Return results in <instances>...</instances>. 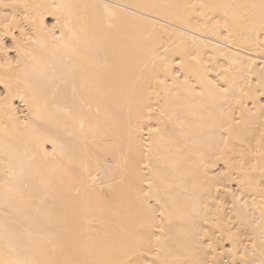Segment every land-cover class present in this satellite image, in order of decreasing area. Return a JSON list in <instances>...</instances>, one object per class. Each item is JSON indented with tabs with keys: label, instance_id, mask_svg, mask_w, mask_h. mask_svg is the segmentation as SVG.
I'll list each match as a JSON object with an SVG mask.
<instances>
[{
	"label": "bare ground",
	"instance_id": "obj_1",
	"mask_svg": "<svg viewBox=\"0 0 264 264\" xmlns=\"http://www.w3.org/2000/svg\"><path fill=\"white\" fill-rule=\"evenodd\" d=\"M28 2L87 5V8L71 10L73 27L81 40L87 39L93 48H100L102 62L81 59L79 63L84 65L86 72L73 81L66 72L61 71L65 51L47 33L42 37L47 42L46 49L32 46L22 57L24 63L29 65V74H21L19 80H11V91L29 97L42 93L49 100L52 116L49 118L48 112H44V118L36 122L37 129L33 131L31 127L24 128L16 123L26 118L30 123L34 120L31 111L19 98L10 102L16 111L5 114L0 107V252L6 245H11L21 258H30L40 248L50 251L49 241H54L58 249H62L61 258L88 262L105 258L107 245L128 241L138 233L150 241L153 251L156 247L160 248L162 260L174 264L177 259L188 261L194 258L191 253L192 240L203 238L207 245L208 237L204 235V229H208L209 235L215 233L212 235L214 246L222 245L215 253L219 264H241L239 255L227 252L232 247L227 236L230 229L236 235L240 252H244V245L248 246L246 259L249 264H260L264 254L260 229L255 226L259 211L252 209L245 218L238 219L234 214L236 209L232 207L234 201L231 195L217 193L214 188L208 191L209 185L220 178L219 173L225 167L222 162L216 161L219 154L216 145L222 144L221 136L228 135L222 131V124L227 126L230 121L234 130L228 157L235 161L259 159L255 153L261 147L260 141L264 135V96L260 95L262 89L259 87V82L264 78V56H261L258 41L244 19L246 15H251L252 10L238 6L259 4L260 0ZM145 4L175 7H136ZM192 4L234 6L228 9L230 15L236 16L235 45L231 50H227L226 46L218 48L217 45L224 42L215 40L203 30L204 23H222L225 19L223 12L197 8L193 13L190 8L182 7ZM104 5H108V12L114 15L109 17ZM41 11L48 13L53 10L45 8ZM3 12L8 13L10 9L0 8V13ZM59 15L62 22L69 19L66 9ZM183 19L190 23H181ZM55 22L53 15H44L46 27ZM197 27L202 31H196ZM84 29L87 30L86 34ZM180 30L188 35L180 36ZM60 31L58 28L57 36ZM64 33L67 39V29H64ZM261 39H264V34ZM181 40L189 52L199 49L202 65L209 69L206 73L194 66L188 57H184V60L190 67L187 70L178 67L181 57L173 54V46ZM200 40L212 43L205 46L199 43ZM11 43L10 38H5L6 47H10ZM72 43L75 44V41ZM165 48L170 51L165 53ZM80 51L83 54V49ZM153 52L168 56L171 60L168 70L159 66L153 70L151 66H146ZM29 55H34L36 60H29ZM2 56L0 53V63L3 62ZM8 57L15 61L16 53H8ZM73 60L75 63L76 58L73 57ZM222 67L230 68V71L222 73ZM31 69H35V72ZM179 71H185L196 92L201 91L203 83L204 95H195L179 82L174 83V74ZM217 73L228 76L227 94L214 90L210 94L211 85L202 80L205 75L210 81L218 80ZM155 77L165 79L170 89L157 85ZM183 79L184 75L180 77L181 81ZM73 83L75 92L72 90ZM150 88L157 89L159 95L151 93ZM3 91V84L0 83V93ZM237 99L241 103L237 104ZM53 104L67 111L55 110L51 108ZM148 104L162 110L165 116L161 117L160 111L149 114L146 108ZM149 115L153 119L148 120ZM168 117L175 119L169 120ZM81 121L85 125L83 132L79 127ZM141 122L162 129L163 139L154 140L150 154L152 171L143 169L140 163L143 159L142 145L150 139L147 127L143 132L137 130ZM43 140L49 141L43 143L45 152L52 151L50 141L55 140L63 145L65 156H45L38 148ZM70 160H87L93 174L102 176L106 185L104 198H100L99 188L93 192L82 184H73L68 173L79 175V169ZM174 161L179 164L178 168H173ZM9 169L16 172L15 177L10 178ZM237 174L232 173L233 176ZM255 175L259 180L258 171ZM142 179L154 181L164 203L170 200L179 203L180 212L171 218H160L157 212L156 223L164 229L163 232L153 228V222H146L138 200L139 188L147 187L146 183L141 184ZM5 181L9 182L11 192H6ZM225 183H229L233 191L238 190L236 183L227 180ZM109 184L111 188L107 187ZM73 187H80L82 192L90 194L74 198L71 194ZM44 197H48L44 211L38 213L36 208ZM253 197L258 203V191L244 194L249 208ZM145 199L152 207L159 208L155 197ZM240 204H243V200ZM194 208L199 210V214L194 212ZM205 215L209 218L218 216L219 229L204 224ZM155 236L161 237L159 242ZM253 243L256 245L254 251ZM134 258L143 264L152 257Z\"/></svg>",
	"mask_w": 264,
	"mask_h": 264
},
{
	"label": "snow or ice",
	"instance_id": "obj_2",
	"mask_svg": "<svg viewBox=\"0 0 264 264\" xmlns=\"http://www.w3.org/2000/svg\"><path fill=\"white\" fill-rule=\"evenodd\" d=\"M84 7L87 8V5L79 6V5H62V4H36L30 3L28 0H0V8L10 9L8 13H0V53L3 54L2 59L3 62L0 63V83L3 84L4 91L0 93V107L3 108L5 114H8L9 111H16L12 109L11 100L15 98H19L24 105L31 111L34 120L33 122H29L26 118L24 121H16V123L20 124L24 128L31 127L33 131L37 129V121H41L44 112H48L49 118H51L52 113L49 111V100L41 93L39 96L35 95V93L29 97L20 92L13 93L11 91L10 81L13 79L19 80L21 74L28 75L29 74V65H26L22 59L25 53L29 51V48L35 46V48L46 49L47 42L42 38L44 33H47L52 40L59 42V47L61 50L65 51V58L61 63V71L66 72L67 76L71 78L73 81L77 78V76L81 73L86 72L84 65L80 64L79 61L83 59L84 61L91 60L94 63L102 62L100 59V48H93L87 39L81 40L78 36L75 28L73 27L72 19L73 16L72 9ZM108 5H104L106 12H108ZM138 8H146V9H156L160 7H175L172 5H156V4H145L138 5ZM182 7L190 8L193 13L196 12V9H209L213 10H221L225 17L222 23L217 22L215 24L209 25L208 23H204L203 30L207 35L215 37V40H222L223 45H217L218 48H224L226 46L227 50H231V48L235 45L234 39V26H235V15H230L228 9L233 8V5H223V4H199V5H184ZM240 8H246L252 10L251 15H246L244 19L247 20L249 31L255 36V39L258 41V46L261 50V56H264V39H261V35L264 34V0H260L259 4H250V5H240ZM52 9L48 13L41 11V9ZM68 10L69 19L65 21H61V17L59 13L62 10ZM53 15L55 17L56 22L53 23L50 27L45 26L44 24V15ZM114 13L108 12V16L111 17ZM183 24H188L190 21L187 19H183L180 21ZM109 27H111V21L109 19ZM60 29V35H56L57 29ZM64 29H67L68 37L65 38ZM196 31H202L200 27L195 29ZM85 34L87 30L84 29ZM18 33V34H17ZM180 36L188 35L183 30H180L178 33ZM151 36V33H149ZM5 38L11 39V46H5ZM75 41V44L72 43ZM199 43L207 46L212 41L200 40ZM81 49H83V54H81ZM174 52L173 54L181 57L178 67L181 70H187L190 66L185 63L184 57L190 58L193 62V65L199 69H202L205 73L209 70L207 67H203L200 56L201 52L197 49L195 52H189L187 50L186 45L181 40L174 44L173 46ZM170 51L169 48H165L164 52L168 53ZM16 53V59L13 61L8 57V53ZM73 57L76 58V62L74 63ZM29 60L35 61L36 57L34 55L28 56ZM264 63V61H262ZM171 64V60L167 55H158L156 53H151L148 58V65L151 66L153 70L156 69L157 66L163 68L164 70L169 69V65ZM32 72H35V69H31ZM230 68H221L222 73H228ZM184 75V79L181 81L180 77ZM219 79L218 80H208V77L205 75L202 77V80L207 82V85H211L210 94L212 90L217 93L227 94L229 92V87L226 86L228 84V76L217 73ZM155 83L157 85L163 86L165 89H170V86L167 84L165 79H159L155 77ZM179 82L184 85L185 88L195 95L202 96L204 95V87L205 85L201 84V91L196 92L195 86H192L188 76L185 75V71H179L174 74V83ZM223 82V83H221ZM249 87H251V82L248 81ZM259 87L262 89L260 91V95L264 96V78L259 82ZM73 92L76 91L75 83L72 85ZM151 93L159 95V92L155 88L149 89ZM31 91V90H30ZM243 91V89H242ZM247 95L248 93H244ZM237 104L241 103L240 99H237ZM51 108L58 111H67V109H62L59 105H51ZM147 111L149 114L156 113L160 111V116L164 117L165 113L162 110H159L157 107H153L151 104L146 105ZM23 114V110H21ZM12 119V117H9ZM148 120L153 119L152 115L147 117ZM169 120H174L175 117H168ZM160 121L158 120V123ZM81 131L84 130V122L81 121L79 125ZM147 127V132L149 135V141L147 144L142 145V155L143 159L141 160V166L143 169H148L152 171L151 163H150V154L154 148V140H162L163 137L161 135L162 129L158 126H149L145 125L141 122L138 126V131L143 132L144 128ZM221 129L224 133H228V135H224L220 137L222 144H217V152L219 153L216 156V161L222 162L224 164V170L219 173V177L214 179V181L209 185L208 191L211 192V189H215L217 193L223 192L228 195H231L234 201L233 208L236 209L235 215L238 219L245 218L247 216V212L252 209H256L259 211V220L256 222L255 226L260 229V243L262 254H264V135H262L260 144L261 147L256 151L255 155L259 157L256 161H248L245 159H241L240 161H235L228 157L227 152L230 147V140L234 134V130L231 127V122L229 121L227 126L222 124ZM37 139H41L37 137ZM142 139V138H141ZM49 142L47 140H43L42 143L38 145L39 151L42 152L47 157H57V156H65V152L63 151V145L59 142L52 140V151L45 152L43 148V143ZM171 143V142H170ZM73 166L79 169V175H76L72 172H69L68 175L71 177L73 184H82L86 189H90L93 192L95 189L99 188L100 198L103 197V189L106 186L104 184L103 178L99 173L93 174V172L89 168V164L87 160H70L69 161ZM6 164L9 163L8 160L5 161ZM173 168H178L179 164L177 162H173ZM259 172L260 179L257 180L255 175L256 172ZM236 172L237 175L233 176L232 173ZM190 174V173H185ZM10 178L16 176V172L12 169H9ZM225 180L229 182L236 183L239 187L237 191H233L230 187L229 183H225ZM90 182V183H87ZM146 183L147 187L139 188V203L142 207V211L145 214V219L147 221L153 222L151 226L156 228L157 231L163 232L164 229L159 227L156 223L157 221V212L160 218L168 216L171 218L173 214L180 212L179 203L177 200H170L168 203H164L159 195L156 184L151 179H142L141 184ZM4 186L6 192H11L12 188L9 186V182L5 181ZM107 187L111 188V185H107ZM171 187V186H170ZM259 192V202L257 203L255 197L252 199L251 208H249V201L244 198L245 192ZM71 194L74 198L81 197L82 195L87 196L90 193L85 191L82 192L80 187H73L71 189ZM148 197H155L157 205L159 208L152 207L147 199ZM212 199H216V197H211ZM48 197H44L40 199L39 206L36 208V211L42 212L44 211L45 201ZM243 200V204H240V201ZM239 205V208H237ZM194 212L199 214V210L194 208ZM231 221V217H229ZM253 220H255V212H253ZM203 223L211 225L212 228L219 229L220 218L218 216L209 218L207 215L203 217ZM28 235H36V233H28ZM152 235H155L152 233ZM204 235L208 237L207 245L204 244L203 238H196L191 241L192 248L191 253L194 258L188 261H182L177 259L174 264H219V261L216 258V251L218 247L222 245L214 246L212 241V233L209 235V230L204 229ZM228 240L232 244L231 248L227 249V252L232 255H239L241 264H249L246 259L248 254V246L244 245V252H240L237 245V238L234 233L229 229L227 232ZM8 239V234L6 230L5 240ZM157 242L160 241L161 237L155 236ZM222 239V237H221ZM51 248L49 250H45L40 248L37 250L36 255L30 258H21L17 254V249L11 245H6L5 249L0 252V264H140L139 260L134 257H144L151 256L152 258L149 260L143 261V264H168V262L164 261L160 257V248L156 247L155 251L152 250V246L150 241L141 237L138 233L134 234L128 241H121L119 244H109L105 248L107 252V256L105 258L94 259L88 262H80L74 259L63 257L61 258L60 253L62 249H58L57 245L54 241H49ZM147 244V246H145ZM255 243L252 244L253 251L255 250ZM235 264V262H233ZM260 264H264V260H261Z\"/></svg>",
	"mask_w": 264,
	"mask_h": 264
}]
</instances>
